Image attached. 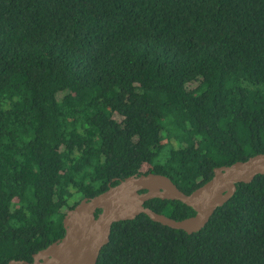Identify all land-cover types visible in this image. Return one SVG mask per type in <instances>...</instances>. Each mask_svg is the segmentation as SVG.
<instances>
[{
	"label": "trees",
	"instance_id": "1",
	"mask_svg": "<svg viewBox=\"0 0 264 264\" xmlns=\"http://www.w3.org/2000/svg\"><path fill=\"white\" fill-rule=\"evenodd\" d=\"M260 154L264 0H0V264L31 262L109 184L156 174L189 195ZM96 264H264V175L194 234L113 224Z\"/></svg>",
	"mask_w": 264,
	"mask_h": 264
},
{
	"label": "water",
	"instance_id": "2",
	"mask_svg": "<svg viewBox=\"0 0 264 264\" xmlns=\"http://www.w3.org/2000/svg\"><path fill=\"white\" fill-rule=\"evenodd\" d=\"M259 175H264V154L215 168L212 178L189 195L162 175L130 176L115 186L109 184L107 191L83 199L69 210L62 220L63 237L34 254L31 262L9 264H96L101 250L109 242L112 225L133 220L141 214L173 230L197 233L214 212L233 197L238 184H249ZM153 199L178 201L190 207L195 215L176 221L157 214L144 207ZM98 210L100 213L96 216Z\"/></svg>",
	"mask_w": 264,
	"mask_h": 264
}]
</instances>
